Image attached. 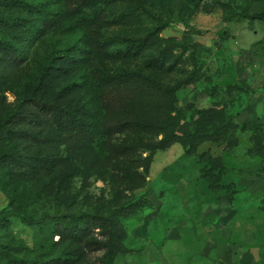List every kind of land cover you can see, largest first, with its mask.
<instances>
[{
  "label": "rangeland",
  "instance_id": "374dc122",
  "mask_svg": "<svg viewBox=\"0 0 264 264\" xmlns=\"http://www.w3.org/2000/svg\"><path fill=\"white\" fill-rule=\"evenodd\" d=\"M131 9L136 16L110 30L131 40L146 34L155 18L166 20L168 26L158 39L178 42L185 49L183 60L170 73L148 71L147 54L116 62L110 69L144 71L170 86L194 78V72L201 74L177 91L176 108L191 106L181 119L178 135L191 128L190 118L198 111L224 105L235 118L250 98L264 94V0H136ZM1 15L11 16L13 10L0 5ZM66 43L47 35L30 47L27 62L0 91V121L18 111L24 83ZM256 113L264 131V99ZM250 134V130L237 131L234 138L239 144L233 149L207 143L197 150L198 155L208 151L226 167L228 174L219 176V169L214 170L216 185L211 188L199 179L197 157L184 158L179 145L155 152L146 175L135 161L148 156L141 151L135 164L108 157L92 165V157L78 158L31 179H10L0 171V214L9 219L17 240L30 249L37 246L46 251L37 231L22 223L19 215L103 213L111 204L131 203L135 208L122 220L127 253L118 255L115 264H264V177L256 174L260 159L248 153ZM124 139L117 136L113 142ZM144 141L152 138L146 136ZM137 175L144 178V187L138 185ZM248 181L251 190H246ZM231 182L239 189L232 204L226 196L231 195V188L226 190ZM93 239L102 241L98 231ZM36 255L33 251L27 259ZM103 260V251L86 252L76 264H103Z\"/></svg>",
  "mask_w": 264,
  "mask_h": 264
},
{
  "label": "trees",
  "instance_id": "16d2710c",
  "mask_svg": "<svg viewBox=\"0 0 264 264\" xmlns=\"http://www.w3.org/2000/svg\"><path fill=\"white\" fill-rule=\"evenodd\" d=\"M135 1L0 0V5L13 10L11 16H0V91L27 62L33 44L47 35L67 42L24 83L18 111L0 121V171L4 176L31 179L78 158L92 157V165L108 157L127 158L135 164L140 151L148 156L135 161L146 175L155 152L179 145L184 158L197 157L199 179L211 188L216 185L214 170L218 168L219 176L224 175L225 165L208 151L198 155L197 150L207 143L233 149L239 144L234 134L250 130L252 148L248 153L260 159L258 173L264 177L263 129L239 125L224 105L198 111L190 118L191 128L177 134L191 107L176 108L177 91L200 79L199 72L181 85L170 86L144 71L108 67L147 54L144 65L148 71L170 73L183 60L185 49L178 42L158 39L168 26L166 20L155 18L146 34L131 40L110 30L127 25L136 16L131 9ZM194 62L198 65L195 57ZM117 136L125 139L115 144ZM146 136L152 141L145 142ZM137 176L138 185L144 187V178ZM229 188L231 195L226 196L232 204L238 190L232 182L226 190ZM134 208L131 203L111 204L103 213L19 215L22 223L37 231L46 251L37 246L30 249L17 240L9 219L0 214V264H76L86 252L98 251L104 252L103 264H115L118 255L127 253L122 244V220ZM95 231L102 241L93 239ZM33 251L37 255L28 260Z\"/></svg>",
  "mask_w": 264,
  "mask_h": 264
},
{
  "label": "crops",
  "instance_id": "0c3cea01",
  "mask_svg": "<svg viewBox=\"0 0 264 264\" xmlns=\"http://www.w3.org/2000/svg\"><path fill=\"white\" fill-rule=\"evenodd\" d=\"M263 99H264V94L263 95L261 94L260 97H255L254 96L253 99L250 98L248 100V102H247V105H246L244 111H241V112H239L238 114L235 115L236 122L239 125H241V126L245 125L247 123H251L254 126L260 127L262 125V123H263V120L256 113V109H257L258 103H261V101H263ZM256 174L259 176L258 172H256ZM246 187L249 188V189H246V190H251L250 189V187H251L250 182H249V184H246ZM238 191H239V189H238ZM237 198L238 197L236 195L234 203L236 202ZM210 250H212V249H210Z\"/></svg>",
  "mask_w": 264,
  "mask_h": 264
}]
</instances>
